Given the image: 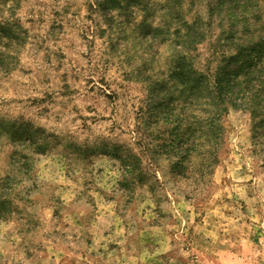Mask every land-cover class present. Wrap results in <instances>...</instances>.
<instances>
[{
    "label": "rangeland",
    "instance_id": "1",
    "mask_svg": "<svg viewBox=\"0 0 264 264\" xmlns=\"http://www.w3.org/2000/svg\"><path fill=\"white\" fill-rule=\"evenodd\" d=\"M105 1L0 0V264H264V100L200 174L171 76L186 26L210 78L264 49V0Z\"/></svg>",
    "mask_w": 264,
    "mask_h": 264
},
{
    "label": "trees",
    "instance_id": "2",
    "mask_svg": "<svg viewBox=\"0 0 264 264\" xmlns=\"http://www.w3.org/2000/svg\"><path fill=\"white\" fill-rule=\"evenodd\" d=\"M5 32L6 29L1 28L0 39L11 37L12 34ZM199 37L197 32H193L192 26H186L184 33L176 37L177 50L171 61V76L179 89L176 99L182 103L183 117L188 116L190 121L178 124V131L173 133L172 141L176 144L175 158L178 164L190 155L203 153V170L200 173L203 174L216 157L219 132L222 129L220 119L226 110L243 105L255 117L262 107L264 49L252 47L240 51L219 66L215 76L210 78V75L195 69L189 52ZM172 97L176 100L175 96ZM128 165L125 163L127 168Z\"/></svg>",
    "mask_w": 264,
    "mask_h": 264
}]
</instances>
